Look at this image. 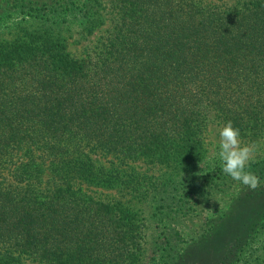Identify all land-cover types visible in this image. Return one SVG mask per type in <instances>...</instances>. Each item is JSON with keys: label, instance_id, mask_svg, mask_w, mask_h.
Listing matches in <instances>:
<instances>
[{"label": "trees", "instance_id": "1", "mask_svg": "<svg viewBox=\"0 0 264 264\" xmlns=\"http://www.w3.org/2000/svg\"><path fill=\"white\" fill-rule=\"evenodd\" d=\"M13 17L0 264H264V155L260 186L197 234L147 240V216H193L235 182L205 158L210 114L264 141V0H9L0 26Z\"/></svg>", "mask_w": 264, "mask_h": 264}, {"label": "rangeland", "instance_id": "2", "mask_svg": "<svg viewBox=\"0 0 264 264\" xmlns=\"http://www.w3.org/2000/svg\"><path fill=\"white\" fill-rule=\"evenodd\" d=\"M49 1V0H46ZM208 1H217V0H208ZM221 1V0H220ZM9 3V0H0V12L4 11V7L6 4ZM14 17L17 19L21 18L20 15L15 14ZM14 17L5 22L0 26V38L3 39H10L11 35L15 31L14 25H11V23L14 20ZM16 21V20H15ZM94 37L92 36L89 40H92ZM90 44V41H83L80 43H75L70 41L69 49L72 51H75L76 53H79L81 49H84V45ZM223 127V125L216 119L214 114H210L207 122L206 129L204 131V150H205V158L206 160L211 163L215 159L218 158V141H219V129ZM242 146L246 145L241 141ZM255 153H254V159H257L259 155H264V141H260L255 146ZM139 170L144 172L148 168V166L144 165H135ZM151 173V171L147 172ZM153 173V171H152ZM219 182V180H218ZM219 190L218 192H215L212 197H209L208 200L201 201L196 210V214L193 216L188 217H175V218H168L164 222H157L153 220L152 218L147 216L148 220V235L147 240L150 242L152 239H156L159 234L163 233L164 231H168L169 229H173L176 231L177 229L181 230L182 232H185L187 234H197L199 229H203L206 224L205 217H208L210 214H214L215 212H221V209H224L228 206V204L233 201V199H236L237 196L244 195L248 192H250V189H248L246 186H243L241 183L235 181L232 183H229V185H226L223 192H221V184H219ZM103 193L108 194H114L115 190H104L102 189ZM233 205L231 204L230 207ZM246 207L245 202L240 203L238 210H244ZM202 220H204V223H202ZM219 234H221V229L219 231ZM194 235V234H193ZM153 245V243H151Z\"/></svg>", "mask_w": 264, "mask_h": 264}, {"label": "clouds", "instance_id": "3", "mask_svg": "<svg viewBox=\"0 0 264 264\" xmlns=\"http://www.w3.org/2000/svg\"><path fill=\"white\" fill-rule=\"evenodd\" d=\"M218 135L217 155L222 172L250 190L257 189L260 179L249 170L250 163L254 162L255 145L242 146L239 129L231 121L219 129Z\"/></svg>", "mask_w": 264, "mask_h": 264}]
</instances>
